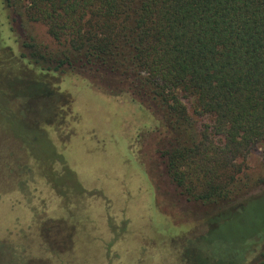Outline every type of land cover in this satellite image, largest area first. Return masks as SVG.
Returning a JSON list of instances; mask_svg holds the SVG:
<instances>
[{
	"label": "rangeland",
	"instance_id": "obj_1",
	"mask_svg": "<svg viewBox=\"0 0 264 264\" xmlns=\"http://www.w3.org/2000/svg\"><path fill=\"white\" fill-rule=\"evenodd\" d=\"M30 24L42 46L60 45L42 21ZM22 35L0 0L5 114H21L24 92L45 91L27 81L53 91L31 101L24 123L0 113V264H185L187 254L193 264H211L192 241L206 233L211 208L180 193L159 154L152 157L154 183L147 172L144 144L163 128L160 116L131 92L93 83L76 68L45 73L22 57ZM25 129L36 141L32 153L19 136ZM248 165L264 176V141ZM219 227L213 238L241 240L264 229V195Z\"/></svg>",
	"mask_w": 264,
	"mask_h": 264
},
{
	"label": "trees",
	"instance_id": "obj_2",
	"mask_svg": "<svg viewBox=\"0 0 264 264\" xmlns=\"http://www.w3.org/2000/svg\"><path fill=\"white\" fill-rule=\"evenodd\" d=\"M7 3L23 34V58L45 73L76 68L93 83L131 92L160 116L163 128L143 146L147 172L154 183L159 173L152 157L159 154L163 173L180 193L211 208L206 233L192 240L204 246L197 245L204 258L211 264H264V229L241 240L211 236L229 215L264 195L257 192L264 176L248 165L264 141V0ZM32 21H42L60 45L42 46ZM26 83L45 91L24 92L28 104L18 116L0 105L10 124L24 123L31 101L53 94L41 80ZM27 130L19 136L32 153L36 141ZM184 259L193 264L188 254Z\"/></svg>",
	"mask_w": 264,
	"mask_h": 264
}]
</instances>
